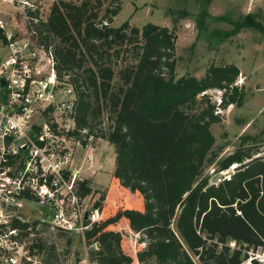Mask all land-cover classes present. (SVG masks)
Listing matches in <instances>:
<instances>
[{"label":"trees","instance_id":"1","mask_svg":"<svg viewBox=\"0 0 264 264\" xmlns=\"http://www.w3.org/2000/svg\"><path fill=\"white\" fill-rule=\"evenodd\" d=\"M105 1L60 0L44 21L27 12L38 19L34 29L44 42L53 43L58 76L68 74L76 92L75 128L68 135L82 144L89 134L106 139L115 148L112 177L143 197L139 208L121 204L114 210L95 202L101 217L84 230L85 239L97 237L100 245L101 253L92 261L132 262L121 248V233L108 229L123 218L145 242L136 253L139 261L154 257L159 264H263L250 257L259 247L264 250V156L252 157L257 151L243 145L219 156L210 129L220 120L216 108L244 101L243 88L236 84L238 66L212 64L201 77L175 78V30L151 22L141 28L128 21L112 27L119 1L111 0L97 20ZM234 25L222 34L243 26L264 33L252 14ZM120 62L125 64L115 73L113 66ZM208 89L223 90L218 104ZM104 111L109 123L103 128L98 119ZM212 164L213 173L235 167L228 178L209 184L204 171ZM89 183H79L81 197L90 193ZM37 221L13 222L20 242ZM33 248L45 249L47 255L55 250L41 239Z\"/></svg>","mask_w":264,"mask_h":264},{"label":"rangeland","instance_id":"2","mask_svg":"<svg viewBox=\"0 0 264 264\" xmlns=\"http://www.w3.org/2000/svg\"><path fill=\"white\" fill-rule=\"evenodd\" d=\"M59 1L0 0V15L14 30L29 34L35 27V21L27 12H36L37 18L44 21L51 6ZM64 1L79 3L80 0ZM118 1L120 10L113 17L110 26L118 27L128 21L131 26L141 28L151 22L175 30L177 36L174 50L175 78L187 74L201 77L212 64L233 63L238 66L240 72L236 84L243 88L244 101L241 105L228 104L225 108H216L220 120L210 126L215 137L213 150L218 152L219 156H223L243 145L244 148L257 151L252 157L264 156V33L243 26L235 33L227 36L222 34V31H232L235 28L234 23L242 21L247 14L254 15L255 19L264 25V0ZM110 2L111 0L105 1L97 20L103 17L104 9ZM127 60L133 62L134 59ZM124 64L122 62L115 64L113 66L115 73ZM114 81H117V77ZM206 92L213 102L217 104L220 102L223 90L208 89ZM108 118L109 112L104 111L98 119V121L102 120L103 128L108 125ZM80 144L69 143L75 150L73 164L81 167L82 176L90 182V193L81 197L82 212L90 211L97 201L104 206L111 205L114 210L121 204L141 207L142 195L137 191H131L118 179L112 177L115 167L114 146L106 139L97 137L94 140L93 152L99 159V165L93 166L82 165L85 150L82 148L83 144L81 142ZM213 167L215 164L208 166L204 171V175H208L209 180L213 182L232 171L229 169V171L213 173ZM48 210L47 206L39 205L34 198L25 204L23 211L28 222L33 224L38 221L26 239L18 241L22 244V251L30 256L29 259L22 258L23 264H27L26 262H29L28 264H97L92 261L93 256L101 253L97 237L85 239L86 229L65 230L54 226ZM68 213L71 215L69 210ZM83 216L85 218V213ZM108 229L121 233V248L125 254L133 258L130 264H159L154 257L144 261L137 259L136 253L145 246V242H140L141 234L130 229L125 219L122 218ZM39 239L44 240L46 245L53 244L55 250L47 255L45 249L39 252L35 248L31 249L33 242ZM44 258H47V261Z\"/></svg>","mask_w":264,"mask_h":264},{"label":"built area","instance_id":"3","mask_svg":"<svg viewBox=\"0 0 264 264\" xmlns=\"http://www.w3.org/2000/svg\"><path fill=\"white\" fill-rule=\"evenodd\" d=\"M75 104L74 86L68 74L58 76L52 47L34 27L29 34L14 30L0 15V264L30 258L12 224L28 222L23 210L33 198L65 230H84L100 219L98 207L86 211V219L81 209L78 185L85 179L69 143L81 144L68 135L75 128ZM95 139L84 138L82 165L92 164ZM250 258L263 263L264 250Z\"/></svg>","mask_w":264,"mask_h":264},{"label":"crops","instance_id":"4","mask_svg":"<svg viewBox=\"0 0 264 264\" xmlns=\"http://www.w3.org/2000/svg\"><path fill=\"white\" fill-rule=\"evenodd\" d=\"M95 154V153H94ZM95 156V160L92 162V165L93 166H97V165H99V159H98V157H97V155L95 154L94 155ZM92 167V166H91Z\"/></svg>","mask_w":264,"mask_h":264},{"label":"water","instance_id":"5","mask_svg":"<svg viewBox=\"0 0 264 264\" xmlns=\"http://www.w3.org/2000/svg\"><path fill=\"white\" fill-rule=\"evenodd\" d=\"M235 167V166H234ZM86 216H87V212H85V218H86Z\"/></svg>","mask_w":264,"mask_h":264}]
</instances>
